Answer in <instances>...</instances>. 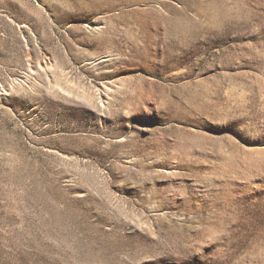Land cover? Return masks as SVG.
<instances>
[{"label":"rangeland","instance_id":"374dc122","mask_svg":"<svg viewBox=\"0 0 264 264\" xmlns=\"http://www.w3.org/2000/svg\"><path fill=\"white\" fill-rule=\"evenodd\" d=\"M112 1L0 0V264H264V0Z\"/></svg>","mask_w":264,"mask_h":264},{"label":"bare ground","instance_id":"6f19581e","mask_svg":"<svg viewBox=\"0 0 264 264\" xmlns=\"http://www.w3.org/2000/svg\"><path fill=\"white\" fill-rule=\"evenodd\" d=\"M115 4H116V2L114 3L112 0H92V3H91V5L90 4H88V3H85V2H83V6L84 7H87V8H89V10L90 11H101V10H107V9H113V8H115ZM119 5V4H118ZM85 10V9H84ZM122 10V9H121ZM121 13V12H120ZM124 13V12H123ZM121 15V14H120ZM114 16V15H113ZM111 17V16H110ZM118 17V16H117ZM132 15H130V14H128V15H121V16H119L118 18H116V16H115V18H110V21H113L114 22V19H115V21L116 20H119V21H131L132 20ZM134 19V18H133ZM109 20V19H108ZM135 20V19H134ZM115 23V22H114ZM147 53H146V50L145 49H143V52H142V55L143 56H145ZM100 98V97H99ZM92 99V98H91ZM90 101V100H89ZM91 103V102H90ZM99 103H100V101H99ZM92 104H95V103H93L92 102ZM102 105V104H101ZM100 105V106H101ZM97 106V105H96ZM99 106V107H100ZM103 107V106H102ZM105 108V107H104ZM104 108H102V110H104ZM101 110V111H102ZM104 112V111H103Z\"/></svg>","mask_w":264,"mask_h":264}]
</instances>
